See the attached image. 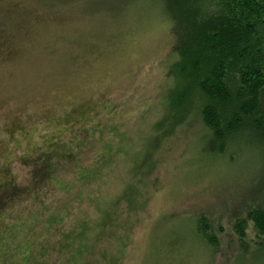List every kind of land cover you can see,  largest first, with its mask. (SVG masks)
<instances>
[{"label": "rangeland", "instance_id": "rangeland-1", "mask_svg": "<svg viewBox=\"0 0 264 264\" xmlns=\"http://www.w3.org/2000/svg\"><path fill=\"white\" fill-rule=\"evenodd\" d=\"M172 29L163 0H0V264H264L235 228L264 156L203 149Z\"/></svg>", "mask_w": 264, "mask_h": 264}, {"label": "trees", "instance_id": "trees-1", "mask_svg": "<svg viewBox=\"0 0 264 264\" xmlns=\"http://www.w3.org/2000/svg\"><path fill=\"white\" fill-rule=\"evenodd\" d=\"M163 5L175 35L176 77L196 85L207 98L192 118L200 123L203 149L238 154L233 149L243 144L259 148L264 156V0H163ZM184 110H175L173 126L182 123L179 111L188 116ZM262 168L255 189L259 202L235 224L244 239L247 221H252L260 244L264 243ZM199 223L202 231L209 229L205 220ZM208 235L216 245V236Z\"/></svg>", "mask_w": 264, "mask_h": 264}]
</instances>
